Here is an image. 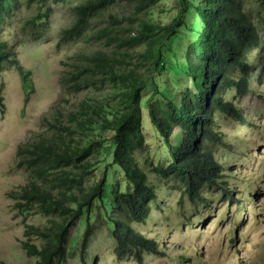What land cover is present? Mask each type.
I'll return each mask as SVG.
<instances>
[{
  "label": "trees",
  "instance_id": "trees-1",
  "mask_svg": "<svg viewBox=\"0 0 264 264\" xmlns=\"http://www.w3.org/2000/svg\"><path fill=\"white\" fill-rule=\"evenodd\" d=\"M19 2L0 0V30ZM29 2L43 7L47 0ZM159 2L80 0L74 7L72 30L77 32L104 18L111 7L122 5L129 10L109 14L103 27H93L91 38L98 42V49L79 54L61 82L66 93L96 91L99 83L110 85L113 91L92 94L77 110L61 114L68 123L54 126L52 138L42 137L18 148V165L28 170L30 178L9 197L21 215L34 212L49 218L43 227L25 222L27 239L22 247L37 264H63L71 230L103 199L112 166L121 169L133 187L132 192L115 191L113 196V206L123 218H115L111 232L118 257L131 254L141 261L143 252H159L158 242L134 227L145 223L157 201L148 174L135 156L147 143L141 98L148 86L155 87L148 106L150 121L169 158L167 165L147 159L150 171L167 179L172 190L193 203L206 201L205 194L211 190L220 189L226 195L236 192L231 191L221 160L216 158L228 146L221 119H244L242 100L252 91V79L264 70V0H175L176 13L168 23L151 18ZM42 22L44 17L39 16L33 24ZM11 67L30 94L31 72L2 41L0 73ZM167 71L181 77L177 85L169 87L161 78ZM186 78L189 85L180 86ZM155 96L163 98V112L152 104ZM106 132L110 139L97 140ZM101 164L105 169L95 181ZM90 227L83 234L84 249ZM36 239L40 245L33 242Z\"/></svg>",
  "mask_w": 264,
  "mask_h": 264
},
{
  "label": "rangeland",
  "instance_id": "rangeland-1",
  "mask_svg": "<svg viewBox=\"0 0 264 264\" xmlns=\"http://www.w3.org/2000/svg\"><path fill=\"white\" fill-rule=\"evenodd\" d=\"M79 2L47 0L41 7L39 2L20 0L0 30V42H7L16 51L19 63L31 72L33 88L30 94L25 91L14 67L0 73V264H37V259L28 257L22 247L27 239L25 222L37 227L49 223V218L41 214L21 215L9 197L30 178L28 170L18 165V148L42 137L52 138L54 126L68 123L61 114L77 110L92 94L103 96L113 91L102 83L92 92L73 94L62 89V77L78 61V55L98 49V42L91 38L93 27H103L109 14L129 10L122 5L111 7L104 18L93 20L89 27L77 32L72 29L76 21L74 7ZM174 3L175 0H160L151 18L168 23L176 13ZM39 16L44 17V22L33 24ZM161 78L169 87L181 79L172 71ZM183 85H189L188 78L180 82ZM154 89L148 86L142 93V126L147 143L135 156L148 174V185L155 189L157 201L145 223L134 227L156 240L159 252H143L141 261L131 254L118 257L111 232L115 218H123L113 206V196L115 191L132 192L133 187L122 170L112 166L103 199L94 203L89 217L85 213L72 228L63 264H264V70L252 79V91L242 100L244 119H221L228 146L217 152L216 158L221 160L231 191L236 192L226 195L220 189L211 190L205 194L204 202H191L146 166L147 159L154 164L169 162L166 148L150 121L148 106ZM152 104L160 112L166 109L161 96H155ZM110 137L106 132L97 140ZM99 158L103 159V154ZM104 169L101 164L95 181ZM88 225L91 235L84 249L83 234ZM33 242L41 244L39 239Z\"/></svg>",
  "mask_w": 264,
  "mask_h": 264
}]
</instances>
